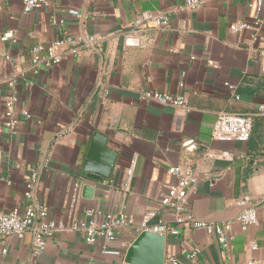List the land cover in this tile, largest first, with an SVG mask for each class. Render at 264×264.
I'll list each match as a JSON object with an SVG mask.
<instances>
[{"label":"crops","instance_id":"obj_1","mask_svg":"<svg viewBox=\"0 0 264 264\" xmlns=\"http://www.w3.org/2000/svg\"><path fill=\"white\" fill-rule=\"evenodd\" d=\"M143 13H164L171 25L132 31ZM254 16L243 0H207L194 10L184 0H50L48 8L30 13H23L20 0H0V212L24 205L27 179L37 170V200L66 226L47 238L38 257L29 237L0 239V264H123L104 254L101 243L88 244L82 233L67 229L73 186L95 188L91 200L80 188L70 212L78 222L86 220V210L99 209L135 224L154 213L151 225L173 226V213L160 203L177 181L168 173L172 166L196 177L189 197L195 219L234 221L241 212L236 202L248 199L258 224L242 231L233 223L228 247L202 229L181 227L166 235L165 258L177 264L264 262V117L254 115L264 105L257 53L264 47V9L258 44L251 43L250 31L229 29L252 24ZM66 36L94 37L97 46L34 73L32 49ZM144 91L182 93L187 110L140 101ZM8 111L14 133L5 125ZM219 112L251 119L246 143L212 139ZM95 133L117 153L110 177L100 182L81 171ZM116 235L108 248L124 254L135 235L129 229ZM196 248L198 256L189 259Z\"/></svg>","mask_w":264,"mask_h":264},{"label":"built area","instance_id":"obj_2","mask_svg":"<svg viewBox=\"0 0 264 264\" xmlns=\"http://www.w3.org/2000/svg\"><path fill=\"white\" fill-rule=\"evenodd\" d=\"M23 13L43 10L49 7L50 0H20ZM207 0H184V7L194 10ZM249 9H254V21L252 24L233 23L229 29L232 32L250 31L251 43L258 44L259 32L261 28V13L264 9V0H243ZM152 25L158 30H166L171 25V19L164 13H143L140 18L131 23L132 31L140 30L144 26ZM97 40L94 37L84 36H66L53 41L51 44L43 47L36 46L32 49V66L34 73L37 72L36 67L43 65L46 67L59 65L68 56L76 57L81 51H92L97 46ZM45 54L44 58H40L41 54ZM259 61V72L264 78V47L257 50ZM184 75V72H182ZM179 88H183V83L179 84ZM232 89V87H231ZM104 97L107 92L104 91ZM237 98V97H236ZM140 101L156 103L161 106H169L187 110L186 98L182 93L174 95L166 93H158L152 91H144L140 94ZM255 116L264 117V105L257 107ZM8 122L5 124L11 133L15 132L14 123L11 122V112H7ZM252 122L245 115L233 112H219L212 127V139L219 142H235L246 143L251 136ZM66 131L60 133L64 135ZM133 169V161L128 168V176ZM168 173L177 179L176 183L170 186L167 193L161 198L160 203L163 207L173 213V226L165 222L159 221L157 224L151 225L149 221L155 216L154 213L144 215L139 224H135L130 217L122 213L101 211L99 209H88L84 212L86 220L76 221L73 218L71 210L75 209L76 202L79 198L78 192L80 185L75 183L73 186L74 194L71 198L70 211L68 218L71 221L70 227L67 228L74 232L84 235L85 242L88 244L101 243L103 253L113 255L122 259L123 254L108 248L116 239V234L122 229L133 231L135 238L141 232H151L163 235H177L178 229L181 227L204 230L208 235L212 236L215 241L223 246L228 247L233 239L231 227L233 223H238L242 231L258 224L257 209L250 204L248 199H241L236 205L241 208L240 214L234 221H226L221 223H205L197 220L190 212L189 197L196 191V177L189 171H182L177 166L168 169ZM39 172L32 170L25 186L23 193L24 205L14 206L7 212H0V239L15 238L23 240L29 237L31 241V249L34 256L38 257L46 250L47 238L55 231H63L66 226L62 222H54L50 218V214L46 206L39 202L35 196V188L38 182ZM264 204V200H263ZM251 250H256V244L251 242L249 245ZM6 251L3 250L2 254ZM199 249H195L187 257L195 259L198 256ZM164 264H177L174 257L165 258ZM246 264H264L261 261L250 260Z\"/></svg>","mask_w":264,"mask_h":264},{"label":"water","instance_id":"obj_3","mask_svg":"<svg viewBox=\"0 0 264 264\" xmlns=\"http://www.w3.org/2000/svg\"><path fill=\"white\" fill-rule=\"evenodd\" d=\"M117 153L107 147L106 137L93 134L83 157L81 171L92 182L108 179L116 162ZM79 184V183H78ZM80 185L82 198L91 200L95 188L91 184ZM166 236L141 232L125 250L123 264H164Z\"/></svg>","mask_w":264,"mask_h":264}]
</instances>
